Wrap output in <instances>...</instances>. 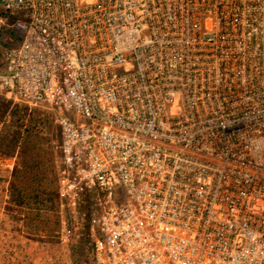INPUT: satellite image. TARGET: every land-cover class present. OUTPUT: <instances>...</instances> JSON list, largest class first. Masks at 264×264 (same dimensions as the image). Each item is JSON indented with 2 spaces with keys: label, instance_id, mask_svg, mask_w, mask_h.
Listing matches in <instances>:
<instances>
[{
  "label": "built area",
  "instance_id": "1",
  "mask_svg": "<svg viewBox=\"0 0 264 264\" xmlns=\"http://www.w3.org/2000/svg\"><path fill=\"white\" fill-rule=\"evenodd\" d=\"M0 12L17 35L0 92L55 114L60 208L106 204L90 264H264V0Z\"/></svg>",
  "mask_w": 264,
  "mask_h": 264
},
{
  "label": "rangeland",
  "instance_id": "2",
  "mask_svg": "<svg viewBox=\"0 0 264 264\" xmlns=\"http://www.w3.org/2000/svg\"><path fill=\"white\" fill-rule=\"evenodd\" d=\"M0 19H3V14L0 12ZM15 31L12 21L3 24L0 21V76L4 74V63L2 53L14 39ZM7 38L11 41L6 43ZM34 109L24 108L22 105L15 103L3 92H0V158L7 157L11 154V147L6 142L10 135L24 134L25 127H28L30 117ZM35 114L41 120H44L42 126L43 139L38 145V150L43 152V160L49 161L48 178L54 181L57 178V163L59 155L57 145L59 144V129L53 112H47L45 109H35ZM60 115H66L74 119V115L59 111ZM22 144V143H21ZM19 150L18 160L21 159V150ZM21 156V157H20ZM20 157V158H19ZM17 160V159H16ZM23 160V159H22ZM17 163V161H16ZM51 168V170H50ZM106 208V204L98 196H90L81 200L78 215L70 214L60 208L58 200L56 207L53 210L42 211L38 220H34L31 211H26L28 214L25 222L23 217L19 216V222L22 229V251L16 254V261L20 264H31V256L39 255V261L44 264H90V254L92 249L93 236L96 233V219L99 214ZM11 212V209H9ZM20 223V224H18ZM67 225H72L73 233L65 242L61 243L59 235ZM11 227H13L11 225ZM92 229V231L90 230ZM31 236V237H30ZM29 242L35 244V248L30 251ZM32 252V254H30ZM13 253L9 251L3 254L2 238L0 237V264H3V257L7 256V261L13 263Z\"/></svg>",
  "mask_w": 264,
  "mask_h": 264
},
{
  "label": "trees",
  "instance_id": "3",
  "mask_svg": "<svg viewBox=\"0 0 264 264\" xmlns=\"http://www.w3.org/2000/svg\"><path fill=\"white\" fill-rule=\"evenodd\" d=\"M30 112L32 115L24 134L10 135L6 140L11 147V154L5 157L16 156L17 159V167L13 170L9 185V202L12 205L11 210H16L24 222L28 216L26 211L34 213L29 214L33 221L38 220L42 211L53 210L58 202L57 178L54 177V181L48 178L50 162L43 160V152L38 150L43 139L42 126L45 121L35 115V109ZM21 143L25 146L20 153L23 156L18 160Z\"/></svg>",
  "mask_w": 264,
  "mask_h": 264
},
{
  "label": "crops",
  "instance_id": "4",
  "mask_svg": "<svg viewBox=\"0 0 264 264\" xmlns=\"http://www.w3.org/2000/svg\"><path fill=\"white\" fill-rule=\"evenodd\" d=\"M1 23L2 19L0 20ZM5 24V23H3ZM17 38V35L15 39ZM10 38H7V44L10 42ZM16 41V40H15ZM11 44V43H10ZM9 44V45H10ZM16 156L12 158H0V237L2 238V251L3 254L12 251L13 253V263H9L7 261V256H4L3 264H20L19 261H16V253L18 251H22L23 249V242L22 238V229L20 225H17L16 222L18 221L19 214L16 210H11L12 205L9 202V185L12 180V173L13 170L17 167L16 163ZM20 224V223H18ZM11 225L13 227H11ZM31 237V236H30ZM28 246L31 248L32 251L35 248V244L29 242ZM32 254V252L30 253ZM31 264H44L45 262L39 261V255L35 254L31 256Z\"/></svg>",
  "mask_w": 264,
  "mask_h": 264
}]
</instances>
